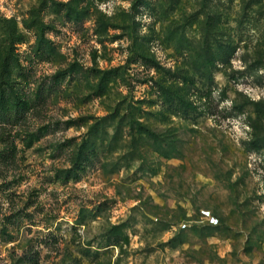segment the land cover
Masks as SVG:
<instances>
[{
  "label": "rangeland",
  "instance_id": "obj_1",
  "mask_svg": "<svg viewBox=\"0 0 264 264\" xmlns=\"http://www.w3.org/2000/svg\"><path fill=\"white\" fill-rule=\"evenodd\" d=\"M47 90L0 264H264V0H0V108Z\"/></svg>",
  "mask_w": 264,
  "mask_h": 264
},
{
  "label": "trees",
  "instance_id": "obj_2",
  "mask_svg": "<svg viewBox=\"0 0 264 264\" xmlns=\"http://www.w3.org/2000/svg\"><path fill=\"white\" fill-rule=\"evenodd\" d=\"M49 90L45 91L42 98L38 101H30L29 107L18 108L13 112H4L0 108V124L18 125L27 119L30 111L36 109L39 105L46 103ZM15 151L3 152L0 156V164L3 166H11L16 158ZM40 256L38 252H27L25 255L26 264H39Z\"/></svg>",
  "mask_w": 264,
  "mask_h": 264
},
{
  "label": "built area",
  "instance_id": "obj_3",
  "mask_svg": "<svg viewBox=\"0 0 264 264\" xmlns=\"http://www.w3.org/2000/svg\"><path fill=\"white\" fill-rule=\"evenodd\" d=\"M203 215L206 216V218H207V220L211 226L218 224V219H216L214 216H212L210 214V212H204ZM183 228H186V226H184Z\"/></svg>",
  "mask_w": 264,
  "mask_h": 264
}]
</instances>
